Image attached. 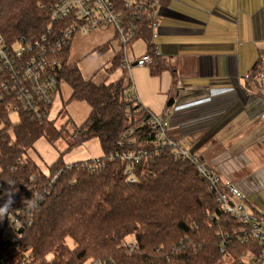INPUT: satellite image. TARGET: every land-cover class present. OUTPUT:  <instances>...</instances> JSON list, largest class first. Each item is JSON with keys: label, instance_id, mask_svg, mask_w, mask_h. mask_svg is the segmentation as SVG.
<instances>
[{"label": "trees", "instance_id": "16d2710c", "mask_svg": "<svg viewBox=\"0 0 264 264\" xmlns=\"http://www.w3.org/2000/svg\"><path fill=\"white\" fill-rule=\"evenodd\" d=\"M58 1L0 0V39L11 46L59 35L67 22L51 20L50 7ZM114 2L123 20L136 27L133 43L142 40L147 45L153 58L151 75L170 70L153 46L149 6L138 9L140 0ZM72 40L51 57L56 62L51 73L59 86L71 88L69 102L90 106L82 125L69 120L57 131L47 118L40 122L22 109L13 122L9 102L0 100V204L11 196V218L20 226L13 240L0 248V264H256L260 244L218 203L225 186L219 183L214 190L196 164L157 145L150 128L152 114L135 99L127 100L132 84L126 70L117 81L98 84L85 79L77 64H69ZM114 40L119 41L117 34ZM112 43L94 52L103 55ZM119 46L106 69L110 75L124 68ZM249 74L248 82L257 90L264 50H259ZM173 103L170 98L167 109ZM42 137H50L51 143L67 138L65 153L98 139L104 157L67 165L62 153L46 174L28 156ZM128 152L142 154L140 160L124 159ZM117 154L122 157L114 158ZM29 200L35 201L34 207ZM8 225L0 227V236Z\"/></svg>", "mask_w": 264, "mask_h": 264}, {"label": "crops", "instance_id": "0c3cea01", "mask_svg": "<svg viewBox=\"0 0 264 264\" xmlns=\"http://www.w3.org/2000/svg\"><path fill=\"white\" fill-rule=\"evenodd\" d=\"M156 20L153 46L170 66L159 76L136 64L147 53L142 40L127 52L130 69L107 73L120 51L112 28L76 35L68 63L77 64L85 79L98 84L113 83L126 70L133 99L151 114L169 120V136L198 154L221 183L237 186L246 196L248 211L264 216L263 103L259 88L246 79L259 50H264V0H158ZM108 41H113L111 50L103 55L94 52ZM71 94L62 83L48 117L57 131L69 120L82 125L91 113L88 104L69 102ZM170 98L173 107L167 109ZM49 138L42 137L28 152L46 174L68 148L67 138L54 143ZM103 157L99 140L92 139L63 159L72 165Z\"/></svg>", "mask_w": 264, "mask_h": 264}, {"label": "built area", "instance_id": "2783aa9c", "mask_svg": "<svg viewBox=\"0 0 264 264\" xmlns=\"http://www.w3.org/2000/svg\"><path fill=\"white\" fill-rule=\"evenodd\" d=\"M145 5L151 9L153 38H155L157 36L155 31L159 26L156 20L158 0H140L137 8L141 9ZM127 7H132L131 1H128ZM50 12L52 22H67L66 28L59 35L45 36L33 43L18 42L11 46L6 45L3 39H0V100L9 102L11 115H17L18 110L22 109L40 122L48 119L60 87L51 73V67L56 63L51 61L53 55L57 54L78 34L86 35L98 29L112 28L118 36V43L122 46L125 55L124 68L130 69L131 63L128 62L126 55L133 43L136 31L135 26L123 20L122 15L116 9L114 0H60L50 7ZM152 61V56L146 53L136 61V64L139 67H150ZM250 78L251 74H247L246 79ZM259 80V93L263 103L261 119L264 122V74L260 75ZM127 100L133 101L130 91L127 93ZM150 118V128L156 135L157 145L171 149L177 158L187 159L196 164L200 174L214 190H218L219 183L225 186V190L218 193V203L221 204L225 213L248 229L251 239L260 244L261 255L256 264H264V216L248 211L246 196L237 186L221 183L215 172L201 164L198 154L184 149L169 136V120L155 114H152ZM141 155L128 152L123 158L137 163ZM121 157L119 154L114 156L117 159ZM130 178H133L131 182L135 181L133 176ZM3 205L0 204V206ZM5 223L9 225L3 236H0V244L7 245L20 228L19 224L11 218L9 207L0 219V227ZM8 229L9 233H7ZM89 264L114 263L112 260H97Z\"/></svg>", "mask_w": 264, "mask_h": 264}, {"label": "clouds", "instance_id": "9594fccd", "mask_svg": "<svg viewBox=\"0 0 264 264\" xmlns=\"http://www.w3.org/2000/svg\"><path fill=\"white\" fill-rule=\"evenodd\" d=\"M11 196H9V199L6 201V203L3 206H0V219L3 218V216L6 214L8 207H10L12 203ZM28 205L34 207L35 206V201L29 200Z\"/></svg>", "mask_w": 264, "mask_h": 264}, {"label": "rangeland", "instance_id": "374dc122", "mask_svg": "<svg viewBox=\"0 0 264 264\" xmlns=\"http://www.w3.org/2000/svg\"><path fill=\"white\" fill-rule=\"evenodd\" d=\"M108 29V28H107ZM258 47H260V46H258ZM11 118H12V121L13 122H17V115H12L11 116ZM263 158H264V156H262ZM250 171H252V170H250ZM247 204V203H246ZM261 205L263 206V208H264V201H261ZM248 206V205H247ZM264 213V212H263ZM10 231H9V229L7 230V233H9ZM128 242L129 243H133L134 242V239L132 238V237H129L128 238ZM72 245V244H71Z\"/></svg>", "mask_w": 264, "mask_h": 264}, {"label": "water", "instance_id": "95a60500", "mask_svg": "<svg viewBox=\"0 0 264 264\" xmlns=\"http://www.w3.org/2000/svg\"><path fill=\"white\" fill-rule=\"evenodd\" d=\"M3 246H4V243H1L0 248H2Z\"/></svg>", "mask_w": 264, "mask_h": 264}]
</instances>
